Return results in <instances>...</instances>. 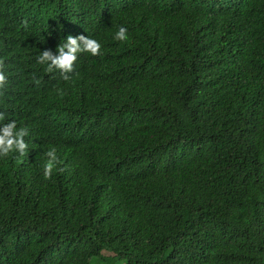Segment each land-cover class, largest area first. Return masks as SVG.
Returning a JSON list of instances; mask_svg holds the SVG:
<instances>
[{
    "label": "trees",
    "instance_id": "16d2710c",
    "mask_svg": "<svg viewBox=\"0 0 264 264\" xmlns=\"http://www.w3.org/2000/svg\"><path fill=\"white\" fill-rule=\"evenodd\" d=\"M0 71V264H264V0H0Z\"/></svg>",
    "mask_w": 264,
    "mask_h": 264
},
{
    "label": "clouds",
    "instance_id": "9594fccd",
    "mask_svg": "<svg viewBox=\"0 0 264 264\" xmlns=\"http://www.w3.org/2000/svg\"><path fill=\"white\" fill-rule=\"evenodd\" d=\"M113 38L121 41L129 39L127 29L119 26L113 34ZM55 47V55L48 50L39 52L36 56L37 63L44 65L46 71L59 70L62 73L72 71L73 61L80 53H87L91 56L98 54L101 48L100 42L87 35H66ZM7 77L0 71V86L6 83ZM6 119L3 112H0V121ZM28 133L26 127H17L15 120L8 123H0V157L7 156L9 153L16 152L24 154L27 145L23 139ZM47 159L41 165L42 175L46 179L50 176L57 162L56 149L49 148L45 154Z\"/></svg>",
    "mask_w": 264,
    "mask_h": 264
},
{
    "label": "rangeland",
    "instance_id": "374dc122",
    "mask_svg": "<svg viewBox=\"0 0 264 264\" xmlns=\"http://www.w3.org/2000/svg\"><path fill=\"white\" fill-rule=\"evenodd\" d=\"M104 254H105V255H110V254H108V253H105V252H104Z\"/></svg>",
    "mask_w": 264,
    "mask_h": 264
}]
</instances>
